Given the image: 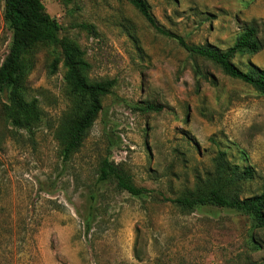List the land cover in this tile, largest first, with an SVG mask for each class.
<instances>
[{
  "label": "rangeland",
  "instance_id": "1",
  "mask_svg": "<svg viewBox=\"0 0 264 264\" xmlns=\"http://www.w3.org/2000/svg\"><path fill=\"white\" fill-rule=\"evenodd\" d=\"M41 1L59 22V35L84 49L89 76L115 85L80 148L63 161L56 132L71 103L60 49L38 45L27 55L26 95L39 100L42 121L27 132L0 117V264L264 263V229L246 215L216 206L182 211L168 200L198 180L213 181L219 153L236 175L252 171L232 191H262L264 95L190 54L126 0ZM147 2L157 27L188 44L224 50L241 31L238 20L252 19L264 43V0ZM3 3L0 63L11 39ZM55 56L60 61L51 72ZM233 62L244 71L253 63L264 69V47ZM148 104L158 110H143ZM105 155L149 194L99 182Z\"/></svg>",
  "mask_w": 264,
  "mask_h": 264
},
{
  "label": "trees",
  "instance_id": "2",
  "mask_svg": "<svg viewBox=\"0 0 264 264\" xmlns=\"http://www.w3.org/2000/svg\"><path fill=\"white\" fill-rule=\"evenodd\" d=\"M2 19L11 30L8 52L0 63V117L15 128L32 132L42 121L39 100L26 95L27 55L38 45H49L60 49L66 94L71 103L68 114L61 121L56 136L60 141V156L69 160L82 145L88 130L102 109V99L112 91L115 79L91 78L88 74L90 63L84 49L74 39L59 35L60 24L45 9L41 0H3ZM145 20L168 37L176 38L178 44L190 54L207 59L220 67L222 72L234 79L251 85L264 95V69L254 63L248 71L240 69L234 62L236 54H255L263 49L260 36L261 27L257 20H238L241 31L233 44L222 50L212 45L188 44L182 37L157 27L147 0H126ZM82 27L96 33L91 24ZM60 58L50 60L51 72L57 69ZM143 110H158V106L148 104ZM224 160V153L216 159L214 180H198L193 189L169 198L168 200L182 211H194L203 206L227 208L250 218L252 227L264 229V185L258 194L240 197L235 188L236 179L252 177L250 168L243 173L232 169ZM99 182H113L120 191L133 196L144 197L149 194L145 187H137L121 163H115L108 155L99 160L97 166ZM96 195L89 200L95 202ZM91 215L86 220L90 225ZM248 264H264L249 262Z\"/></svg>",
  "mask_w": 264,
  "mask_h": 264
}]
</instances>
